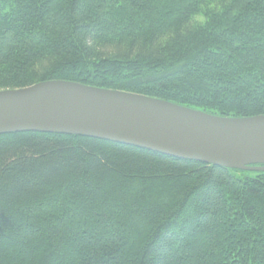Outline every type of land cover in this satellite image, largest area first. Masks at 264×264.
I'll return each instance as SVG.
<instances>
[{
    "label": "trees",
    "instance_id": "trees-1",
    "mask_svg": "<svg viewBox=\"0 0 264 264\" xmlns=\"http://www.w3.org/2000/svg\"><path fill=\"white\" fill-rule=\"evenodd\" d=\"M50 81L264 116V0H0V91ZM0 264H264V172L0 135Z\"/></svg>",
    "mask_w": 264,
    "mask_h": 264
},
{
    "label": "water",
    "instance_id": "water-1",
    "mask_svg": "<svg viewBox=\"0 0 264 264\" xmlns=\"http://www.w3.org/2000/svg\"><path fill=\"white\" fill-rule=\"evenodd\" d=\"M29 132L94 138L221 168L264 172V116L226 118L75 82L0 91V135Z\"/></svg>",
    "mask_w": 264,
    "mask_h": 264
}]
</instances>
